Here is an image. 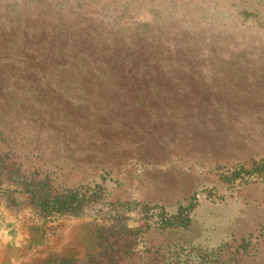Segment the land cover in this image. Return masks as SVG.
<instances>
[{
    "label": "rangeland",
    "instance_id": "1",
    "mask_svg": "<svg viewBox=\"0 0 264 264\" xmlns=\"http://www.w3.org/2000/svg\"><path fill=\"white\" fill-rule=\"evenodd\" d=\"M0 264H264V0H0Z\"/></svg>",
    "mask_w": 264,
    "mask_h": 264
},
{
    "label": "trees",
    "instance_id": "2",
    "mask_svg": "<svg viewBox=\"0 0 264 264\" xmlns=\"http://www.w3.org/2000/svg\"><path fill=\"white\" fill-rule=\"evenodd\" d=\"M236 173L235 172H233L232 174H231V176H234ZM76 196H77V194H76V192H69L68 193V197L70 198V200L69 201H64L63 203H59V204H63V206L65 207V208H67L68 206L71 208L72 207V204H73V202H74V199H76ZM176 220H179V217L178 218H175Z\"/></svg>",
    "mask_w": 264,
    "mask_h": 264
}]
</instances>
